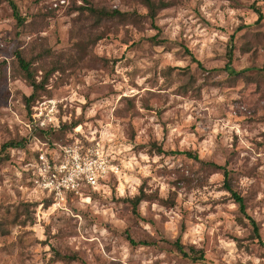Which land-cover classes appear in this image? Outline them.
I'll use <instances>...</instances> for the list:
<instances>
[{
	"label": "rangeland",
	"instance_id": "374dc122",
	"mask_svg": "<svg viewBox=\"0 0 264 264\" xmlns=\"http://www.w3.org/2000/svg\"><path fill=\"white\" fill-rule=\"evenodd\" d=\"M11 1L22 21L0 0V148L23 146L0 152V264H264V0H152L154 16L144 0ZM16 52L68 126L34 134L101 138L120 164L61 207L23 169L31 88ZM206 162L226 167L258 236Z\"/></svg>",
	"mask_w": 264,
	"mask_h": 264
},
{
	"label": "built area",
	"instance_id": "2783aa9c",
	"mask_svg": "<svg viewBox=\"0 0 264 264\" xmlns=\"http://www.w3.org/2000/svg\"><path fill=\"white\" fill-rule=\"evenodd\" d=\"M57 103L56 98H44L32 107L24 123L32 138L31 158L23 169L32 186L45 197H51L53 206L61 207L71 196H82L88 190L98 191L110 175L120 174V164L101 138L84 143L81 138L72 136L71 141L50 145L49 141L32 133L33 128L46 132L60 127ZM84 200L90 201V195H85Z\"/></svg>",
	"mask_w": 264,
	"mask_h": 264
},
{
	"label": "trees",
	"instance_id": "16d2710c",
	"mask_svg": "<svg viewBox=\"0 0 264 264\" xmlns=\"http://www.w3.org/2000/svg\"><path fill=\"white\" fill-rule=\"evenodd\" d=\"M8 1H9V3L12 6L14 16L17 18V20L19 22H21L22 20H21L20 15L17 12V8H16L15 4L11 0H8ZM144 1L146 3L147 7L149 8V12L151 13V16H154V11L156 9L154 3L152 2V0H144ZM161 5L163 7L166 4H161ZM253 9L257 13V20H256V22H259L263 18L262 12L260 11L259 8L255 7V6H253ZM186 51H189V50H186ZM188 53L191 56L192 60L197 63L198 67L202 68V65L200 64V62L198 60H196L194 58V56L190 52H188ZM15 55H16L17 61L19 63V66L25 72V77L28 80L29 86L31 88V93L25 99V103L27 104L28 109H29L28 110V114H29V117H30L31 108L35 105L34 104L35 102L37 103V101H39V99H37L38 97H37L36 94H37L39 88L41 87V84L38 83V82H36L34 80L33 74H32V70L29 67L30 66L29 63L27 61H25L18 52H16ZM229 63H230V55H229V60L227 62V66H226L227 68H228ZM44 98H49V97L42 96V98H40V100H42ZM79 124H80V122H74V123L70 124L69 127L71 129H75ZM67 127L68 126H66V124L62 123V124H60V127L58 129H56V131L57 130L60 131L61 128L62 129H66ZM35 132H39V133H42V134H46V133H48L50 131H46V132H44L43 130H39L38 131L37 128H33L32 133H35ZM24 140H26V138ZM67 141H71V138L70 139H66L63 142H67ZM49 143L51 145L53 142L51 143V141L49 140ZM22 146H23L22 140L21 141H16V142L10 141V142L4 143L1 146L0 152L6 150L9 147H11V148H15V147L16 148H21ZM155 149H156V151L158 153H165L166 152L160 146H156ZM169 153H180V154H184V155H186V156H188V157H190V158H192L194 160H199L198 156L196 154H193L190 151H178V150L177 151H172L171 150V151H169ZM206 164H209L211 166L217 167V168H219V169L222 170L223 186H224L225 190H227L231 194V196L234 198L235 202L238 204L239 210L249 220V222H250V224L252 226L253 232L255 233V235L258 236V227H257L254 219L251 218L246 213L245 204H244V201H243L242 196H240L238 193H236V191L231 187V184H230V181H229V173H228V170L226 169V167L223 166V165L215 164L213 162H206ZM30 184L32 185L31 182H30ZM88 191H86V192H88ZM143 199H144V193L143 192H141L140 194H137L133 198H130L129 199V202L132 204V210H133V212L136 213L137 206L140 203V201L143 200ZM45 202H46V205L47 206H50L52 204V198L51 197H48V198L46 197L45 198ZM127 239L129 240V242L132 245H135L136 244V242L132 238H130V236H127ZM175 247H176V250L182 256L187 257V253L182 249V245L180 244V242L178 240L175 241ZM193 260H201V261H204V255H203V253L202 252H199L196 256L193 257Z\"/></svg>",
	"mask_w": 264,
	"mask_h": 264
}]
</instances>
